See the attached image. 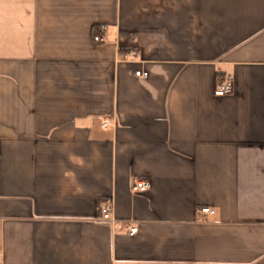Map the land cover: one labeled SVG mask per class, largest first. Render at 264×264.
Segmentation results:
<instances>
[{"label": "crops", "instance_id": "1", "mask_svg": "<svg viewBox=\"0 0 264 264\" xmlns=\"http://www.w3.org/2000/svg\"><path fill=\"white\" fill-rule=\"evenodd\" d=\"M0 254L264 264V0H0Z\"/></svg>", "mask_w": 264, "mask_h": 264}, {"label": "built area", "instance_id": "2", "mask_svg": "<svg viewBox=\"0 0 264 264\" xmlns=\"http://www.w3.org/2000/svg\"><path fill=\"white\" fill-rule=\"evenodd\" d=\"M94 40L96 42H100L103 43L105 42V38L101 37V36H94L93 37ZM131 55H134V53H130ZM136 75L139 77H147V72L145 71H137ZM233 77L231 75L226 74L223 78V80L221 81V83L216 87V89L214 90V95L216 96H223V95H227L229 93H231L233 91L234 88V82H233ZM109 125V120H103L102 122V126H108ZM149 188V182L146 179H138L134 182V184L132 185V190L134 192H144ZM99 211L101 214V218L105 221H108L111 224H115V220L111 217V207L109 204L103 203L100 205L99 207ZM200 211L202 213H208L210 212V209L207 207H203L200 209ZM119 228H128V233L129 234H134L137 230L136 227L131 226L129 224L126 223H120L118 225ZM1 257V254H0Z\"/></svg>", "mask_w": 264, "mask_h": 264}]
</instances>
